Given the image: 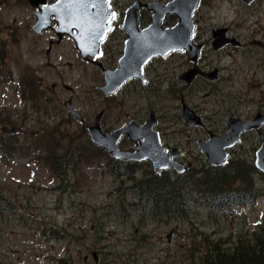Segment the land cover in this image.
I'll return each instance as SVG.
<instances>
[{"label":"rangeland","instance_id":"1","mask_svg":"<svg viewBox=\"0 0 264 264\" xmlns=\"http://www.w3.org/2000/svg\"><path fill=\"white\" fill-rule=\"evenodd\" d=\"M125 2L120 0L121 5ZM18 11L21 7L15 13ZM256 11L255 4L246 8L237 0H218L212 15V20L219 18L233 29L243 24V17H249L244 22L247 28L241 26L233 31L239 35L242 47L229 46L227 50L232 55H223L216 61L218 66L227 68L222 73L235 80L224 93L226 103L232 102L231 95L234 96L245 116L264 106V10L257 19ZM254 38L262 45L252 44ZM120 42L122 34L116 28L106 46L107 57L109 53L110 59L120 55ZM31 46L34 43L28 45L27 52L37 54ZM68 47L69 44L62 49L69 51ZM60 52L61 49L51 56L52 66L42 68L40 73L47 85H56L51 90L35 92L34 101L28 102L6 90V83L1 80L6 76H0V119H7L0 122V134L14 128L18 142L13 147L20 149L9 157L0 152V264H188L190 251L196 247L193 241L203 243L204 236L210 242L219 241L227 250L238 242L261 236L264 174L253 173V198L237 199L224 210L211 208L203 181L207 171L216 170L208 167L196 139L176 133L174 104L165 97L157 104L165 127L163 141L187 145L184 158L190 162L189 170L179 174L178 179L175 175L169 177L171 182L163 173L153 177V186L158 180L168 186L146 193L136 185L148 178L145 173L149 168L131 165L133 173L128 174L121 167L114 168L109 152L95 146L86 127L93 125L100 110L105 112L103 128L112 129L123 118H119L117 108L109 105V96L96 94L94 87L103 79L95 65L78 58H63ZM234 60L242 72L231 73L236 68ZM39 61L44 64L47 59L42 57ZM68 62H73V66ZM0 69H5L1 61ZM171 76L168 72L169 80ZM203 93V89L199 90L197 97ZM66 100H72L82 122L70 115L63 103ZM199 102L200 99L196 105ZM132 105L134 116H139L137 110L142 103L137 100ZM187 131L201 130L188 127ZM11 142L13 139H7L8 144ZM260 143L256 135L245 137L235 147L238 155L232 158L252 164ZM171 187L184 200L182 211L172 206L165 212L163 201L158 207L154 203L162 193L172 191Z\"/></svg>","mask_w":264,"mask_h":264},{"label":"flooded vegetation","instance_id":"2","mask_svg":"<svg viewBox=\"0 0 264 264\" xmlns=\"http://www.w3.org/2000/svg\"><path fill=\"white\" fill-rule=\"evenodd\" d=\"M57 1L0 0V61L5 67L4 70L0 69V76L1 78H3L2 75L6 76L1 80L6 83V90L15 93L24 90L22 86H27L30 92L24 97L30 101L35 99V92L51 90L56 85V83L47 85L44 75L40 73L42 68L46 70L52 66L50 58L55 56L60 49L63 52V58H78L82 62L95 65L99 73H102L101 78L103 79L102 84L98 83L94 87L96 94L100 97L109 96V105L118 109L119 118H123V120L112 129L103 128L101 120L105 112L100 110L94 116L93 126L97 128L100 138H111L112 144L118 151L140 153L145 156V159L119 158L108 153L97 143H93L111 155L114 168L121 167L127 174L133 173L130 171L131 165L136 167L144 165L149 168L145 173L148 178L141 182L142 184L138 183L137 188L146 193L149 190H158L159 187L168 186L167 182L172 181L171 179L169 181V177L175 175L178 179L179 174L186 173L190 168V162L184 158L187 154V149H185L187 145L182 143L170 145L163 141L165 127L162 126V116L159 114L157 104L164 97L174 104L173 125L181 130L176 129V133L185 138L196 139L195 144L200 153L204 155L205 162L208 167L214 170L224 167L234 160L232 156L238 155L235 147L240 145L245 137L256 135L260 139L262 138L264 122L255 128L242 130L236 129L235 125L237 123L247 124L258 115L264 116V106L260 105L252 115L245 116L240 111V102L234 99V96L231 95L232 102L226 103L224 93H227L235 80L232 76L229 77L228 74L222 73L227 68L222 65L218 66L216 63L222 59L223 55H232L230 50H227L229 46H232V49L242 47L239 35H234L233 31L240 29L241 26L247 28L244 22H248L249 17H243V24H237L233 29L227 22H222L219 18L212 20L213 10L216 8L218 0H189V2L178 0L173 4L172 2L175 0H126L123 5L120 0H111L115 16L110 19V28L100 42L95 55L85 59L73 39L63 33L61 28H58V15L52 10V5ZM237 1L246 8L255 4L257 6L256 19L264 10V0ZM193 2H195L191 16L193 29L191 30L190 23H188L184 30V34L192 31L191 42L193 45L188 50L182 48L169 50L163 55H150L142 63L141 69L136 66L127 67V69L122 67V71L118 73L122 66L121 56L127 39L126 32L122 28L126 22L142 31L152 24V18L155 15L159 19L157 23L160 27H173L180 21L182 8L189 7V3ZM19 7H21V11L16 14V8ZM42 8H44V19L39 22L38 14ZM19 21L20 24H18ZM116 28L118 34H122V42H120L122 47L120 55L116 59H110L111 53H109V57L106 56V46L116 33ZM257 32H261V29ZM32 43L34 46H31L30 49L37 53L34 55L27 52L28 45ZM251 43L262 45V42L256 38ZM68 44L69 51H66L67 48L63 50L62 47L68 46ZM35 56L37 58H33ZM42 57L47 59L44 64L39 61ZM103 57L104 60H102ZM5 60L7 63L9 60L10 62L7 64ZM233 63L236 68H233L231 73H237L239 70L242 72L243 69L239 68L236 60ZM135 64H141V60L138 58ZM68 65L72 67L73 62H68ZM168 72L172 74L170 80L169 77L167 78ZM6 87H10L11 90ZM100 87L106 88L101 90ZM201 89L204 90V93L202 97H197V92ZM198 99L200 102L199 105H196ZM137 100L142 105L137 110L140 115L134 116L136 112H132V102L136 103ZM63 103L70 115L78 119L70 111V107L75 110L72 100H66ZM67 103L70 107L66 105ZM77 112L80 114L79 111ZM80 116V120L83 121L82 115ZM188 127H195V129L199 127L201 131L191 133L187 131ZM86 128L88 129V126ZM230 130L233 133L232 136L229 134ZM176 133L174 132V134ZM225 136L228 137L227 139L237 138V140L222 147L221 141L218 143V140H222L221 138ZM201 143L205 151L211 153L214 151L211 155L214 156L213 162H217L223 152H226V161L219 165L207 162L206 153L203 152ZM242 149L243 147L241 151ZM164 155H169L171 163L183 166V170L177 172L173 166H167L157 171L153 162H156V165L161 162L165 163ZM162 173L166 176L167 182L163 184L157 181L153 186V177L162 175ZM149 180L151 186L148 185ZM176 182L170 183V185L172 186Z\"/></svg>","mask_w":264,"mask_h":264},{"label":"water","instance_id":"3","mask_svg":"<svg viewBox=\"0 0 264 264\" xmlns=\"http://www.w3.org/2000/svg\"><path fill=\"white\" fill-rule=\"evenodd\" d=\"M175 0L173 3H177ZM189 2V0H187ZM195 2L189 3V7H183L180 11V21L173 27L162 28L159 26L157 21L159 20L153 15L152 24L145 30L139 31L136 26H132L129 22H126L122 28L125 30L127 39L125 40L124 52L121 56L122 66L118 70V73L122 71V67H132L136 66L138 69L142 68V63L150 55L165 54L169 50H176L182 48L191 47L193 44L191 42V33L193 29L192 23V9ZM52 10L58 15V28H61L63 33L68 34L73 41L76 43L83 57L86 59L88 56H94L98 50L100 42L105 37L106 33L110 28V19L114 13L111 0H58L52 5ZM115 14V13H114ZM39 22L44 19V8L38 14ZM190 23V32L184 34L186 26ZM93 49V51H90ZM141 60V64L136 65L135 61L137 59ZM106 87L102 88L104 90ZM69 102V101H68ZM68 107L69 104H66ZM70 111L75 115L78 120L81 119V114L73 110L70 107ZM82 121V120H80ZM264 122V116L258 115L254 119L245 123H237L235 125L236 129L242 130L244 128H255ZM88 131L90 138L93 142L105 148L109 153L119 158L127 159H145L140 153H128L118 151L116 147L112 144L111 138L102 139L95 126H88ZM234 132V131H233ZM237 134V131H235ZM233 135L230 130L229 133ZM225 136L218 140V143H222V147L225 144L229 145L236 139H227ZM203 152L206 153V161L212 164H223L226 161V152H223L217 162H213L214 156H211L214 151L208 152L203 148L202 143L200 144ZM218 155V154H217ZM164 162L158 163L153 162L155 169L158 171L160 168H165L167 166H173L177 172L183 170V166L173 164L169 160V155H164ZM254 166L264 174V134L261 138V144L255 152Z\"/></svg>","mask_w":264,"mask_h":264},{"label":"trees","instance_id":"4","mask_svg":"<svg viewBox=\"0 0 264 264\" xmlns=\"http://www.w3.org/2000/svg\"><path fill=\"white\" fill-rule=\"evenodd\" d=\"M22 88L24 90L16 93L23 100L26 99L29 102L28 98L24 96L30 91L27 86H22ZM1 120L6 121L7 119H3L2 117L0 122ZM13 130L14 128H11L9 131L4 130L5 132L0 134V152L2 151L7 157L13 156L16 152L20 151V149L13 147L18 142ZM7 139H13V142L8 144ZM253 173H259V171L253 164H247L242 159H234L226 166L218 168L215 172L207 171V176L204 177L205 181L203 182L207 186L206 193L209 195L208 200L211 201V208L224 210L231 203L238 202L237 199L253 198L256 192V180L253 177ZM150 180L148 181V185L151 186ZM158 182L163 183L162 180H158ZM140 184L142 183L140 182ZM171 190L169 193H162L160 199L155 200L154 203L158 207V203L163 201L165 212H168L172 206L176 211L178 209L182 211L184 209V200L181 197L178 198L176 190L172 187ZM46 232L48 235L47 230ZM259 235L261 236L257 235L252 240L241 241L243 243L238 242V244L229 250L221 247L219 241L210 242L204 236V244L193 241V243H196V247L190 251L191 260L187 259L190 260L188 264H264V229L259 232ZM201 246H203V249Z\"/></svg>","mask_w":264,"mask_h":264},{"label":"snow or ice","instance_id":"5","mask_svg":"<svg viewBox=\"0 0 264 264\" xmlns=\"http://www.w3.org/2000/svg\"><path fill=\"white\" fill-rule=\"evenodd\" d=\"M112 15H113V17L115 16V14H114V13H113Z\"/></svg>","mask_w":264,"mask_h":264}]
</instances>
